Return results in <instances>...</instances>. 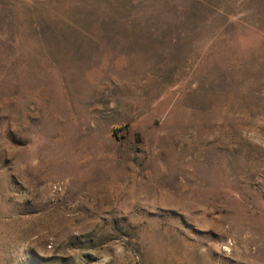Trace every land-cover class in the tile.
I'll list each match as a JSON object with an SVG mask.
<instances>
[{
	"label": "rangeland",
	"instance_id": "1",
	"mask_svg": "<svg viewBox=\"0 0 264 264\" xmlns=\"http://www.w3.org/2000/svg\"><path fill=\"white\" fill-rule=\"evenodd\" d=\"M0 264H264V0H0Z\"/></svg>",
	"mask_w": 264,
	"mask_h": 264
}]
</instances>
